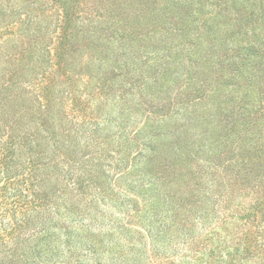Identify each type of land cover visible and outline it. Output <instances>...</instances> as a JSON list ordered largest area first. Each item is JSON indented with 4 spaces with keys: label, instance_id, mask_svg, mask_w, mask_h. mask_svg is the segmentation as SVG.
Segmentation results:
<instances>
[{
    "label": "trees",
    "instance_id": "trees-1",
    "mask_svg": "<svg viewBox=\"0 0 264 264\" xmlns=\"http://www.w3.org/2000/svg\"><path fill=\"white\" fill-rule=\"evenodd\" d=\"M149 1L0 0V264H264V125L218 161L154 141Z\"/></svg>",
    "mask_w": 264,
    "mask_h": 264
},
{
    "label": "rangeland",
    "instance_id": "rangeland-1",
    "mask_svg": "<svg viewBox=\"0 0 264 264\" xmlns=\"http://www.w3.org/2000/svg\"><path fill=\"white\" fill-rule=\"evenodd\" d=\"M147 4L144 11L160 20L151 41L157 50L150 54L160 59L159 79L168 91L177 81L181 88L180 94L162 102L167 106L158 107L169 109L168 116L162 117L155 108L152 111L158 115L143 113L155 118L154 141L164 145L176 138L175 146L183 153H203L218 161L264 125V121L257 124L260 118L256 121L255 114L253 120L247 114L264 106V0H151ZM165 46L170 53L163 51ZM180 48L184 50L178 56ZM190 71L192 77L187 79L184 72ZM194 73L206 77L201 99L192 92L193 86L201 85ZM150 121H140L136 129L140 141L150 136Z\"/></svg>",
    "mask_w": 264,
    "mask_h": 264
}]
</instances>
